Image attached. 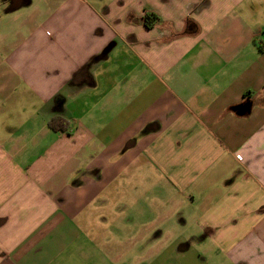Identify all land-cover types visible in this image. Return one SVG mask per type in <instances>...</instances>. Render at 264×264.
Returning a JSON list of instances; mask_svg holds the SVG:
<instances>
[{
	"label": "crops",
	"instance_id": "1",
	"mask_svg": "<svg viewBox=\"0 0 264 264\" xmlns=\"http://www.w3.org/2000/svg\"><path fill=\"white\" fill-rule=\"evenodd\" d=\"M260 47L264 0H0V264H264Z\"/></svg>",
	"mask_w": 264,
	"mask_h": 264
},
{
	"label": "water",
	"instance_id": "2",
	"mask_svg": "<svg viewBox=\"0 0 264 264\" xmlns=\"http://www.w3.org/2000/svg\"><path fill=\"white\" fill-rule=\"evenodd\" d=\"M112 47H109L104 55L106 56L109 51L111 50ZM251 110H252V103L250 101H246L245 103L239 105V106H236L234 108V111L239 115V116H245V115H248L251 113Z\"/></svg>",
	"mask_w": 264,
	"mask_h": 264
},
{
	"label": "trees",
	"instance_id": "3",
	"mask_svg": "<svg viewBox=\"0 0 264 264\" xmlns=\"http://www.w3.org/2000/svg\"><path fill=\"white\" fill-rule=\"evenodd\" d=\"M149 18L150 17H146V27L147 28H151V24H149L148 22H149ZM260 50L261 51H264V47H260ZM61 120L62 119H53L51 122H50V127H51V129L52 130H54V131H63V127L61 126L62 124H61ZM63 121V120H62ZM148 130H150V128H148L147 130H146V132L148 131Z\"/></svg>",
	"mask_w": 264,
	"mask_h": 264
},
{
	"label": "rangeland",
	"instance_id": "4",
	"mask_svg": "<svg viewBox=\"0 0 264 264\" xmlns=\"http://www.w3.org/2000/svg\"><path fill=\"white\" fill-rule=\"evenodd\" d=\"M35 1L37 2V1H39V0H34V3H35Z\"/></svg>",
	"mask_w": 264,
	"mask_h": 264
}]
</instances>
